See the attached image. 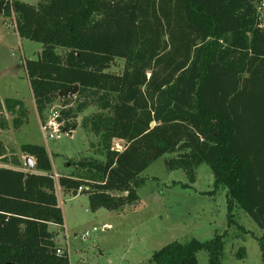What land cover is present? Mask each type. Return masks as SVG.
<instances>
[{
  "label": "trees",
  "instance_id": "trees-1",
  "mask_svg": "<svg viewBox=\"0 0 264 264\" xmlns=\"http://www.w3.org/2000/svg\"><path fill=\"white\" fill-rule=\"evenodd\" d=\"M0 17L41 44L37 59L24 62L40 122L58 99L56 121L66 131L95 107L81 127L98 138L104 158L69 162L76 171L55 180L45 147L20 146L34 161L28 172L0 142L9 165L0 167V264H70L49 231L64 225L56 182L65 194H86L92 213L117 211L138 201L139 175L173 153L166 168L190 183L198 166L209 167L213 190L201 195L225 190L228 223L234 208L254 221L264 263V10L253 0H0ZM115 60L123 61L119 74L107 72ZM72 86L74 108L72 97H59ZM3 111L14 129L27 121L18 100L0 102ZM8 127L1 114L0 130ZM114 140L124 148L113 149ZM200 251L207 264H222V236L173 241L149 263L198 264Z\"/></svg>",
  "mask_w": 264,
  "mask_h": 264
},
{
  "label": "rangeland",
  "instance_id": "rangeland-1",
  "mask_svg": "<svg viewBox=\"0 0 264 264\" xmlns=\"http://www.w3.org/2000/svg\"><path fill=\"white\" fill-rule=\"evenodd\" d=\"M12 1L35 6L41 0ZM253 1L258 11L263 12L264 0ZM40 51L41 44L17 36L12 18L0 17V102L18 100L27 110V121L19 129L12 127L14 116L5 111L1 113L9 127L0 130V142L7 156L19 158L25 171L28 169L20 146L45 147L57 180L76 171L69 162L84 158L104 161L98 149V138L81 127L82 119L98 110L88 107L77 115L75 130L58 127L53 139L44 138L40 124L54 123L52 119L62 109V104L60 99L56 100L45 111L44 121L38 120L24 62L37 59ZM122 69L123 61L115 60L107 72L119 74ZM75 100L73 96L69 105L72 108ZM53 130L55 126L50 124L47 132L53 133ZM124 145V141H112L113 149L122 150ZM176 155L165 154L144 170L139 175L144 184L136 191L138 201L117 211L99 209L92 213L86 194H65L56 182L64 225L62 228L50 226L49 231L54 234L56 246L68 250L70 264H150L152 253L168 243L192 239L206 242L214 236L223 238L222 264H264L256 241L262 231L254 221L244 211L234 208V223H228L225 190L220 188L211 196L201 195L213 190L209 167L206 164L198 166L195 180L190 183L184 171L166 168L165 161ZM0 167L9 165L0 161ZM196 258L198 264H207L205 252H198Z\"/></svg>",
  "mask_w": 264,
  "mask_h": 264
},
{
  "label": "water",
  "instance_id": "water-1",
  "mask_svg": "<svg viewBox=\"0 0 264 264\" xmlns=\"http://www.w3.org/2000/svg\"><path fill=\"white\" fill-rule=\"evenodd\" d=\"M77 93V86H72L66 90H64L63 92H61L59 94V97L62 99V100H65L67 98H70V97H73L75 94ZM150 127H153V123H150L149 125ZM75 127L76 126H73L72 128V131L75 130ZM71 131V132H72ZM24 165L25 167L28 169L29 172H32L33 171V168H34V162H33V159L31 157H26L24 159ZM28 176L26 175L25 176V179L27 178ZM62 231V230H61Z\"/></svg>",
  "mask_w": 264,
  "mask_h": 264
},
{
  "label": "built area",
  "instance_id": "built-area-1",
  "mask_svg": "<svg viewBox=\"0 0 264 264\" xmlns=\"http://www.w3.org/2000/svg\"><path fill=\"white\" fill-rule=\"evenodd\" d=\"M59 116V112H57L56 114H55V117L52 119L53 120V122L54 123H51V122H47L45 125L44 124H40V129H41V132L43 133V136H44V138L46 139H53V134H56V133H58V127H60V125H59V123H57V121H56V118ZM50 124H51V126H55V130H53V133H48L47 132V130H48V128H50ZM56 137H58V136H56ZM104 229H107V228H104ZM56 253L57 254H60L61 252H60V250L58 249L57 251H56Z\"/></svg>",
  "mask_w": 264,
  "mask_h": 264
},
{
  "label": "crops",
  "instance_id": "crops-1",
  "mask_svg": "<svg viewBox=\"0 0 264 264\" xmlns=\"http://www.w3.org/2000/svg\"><path fill=\"white\" fill-rule=\"evenodd\" d=\"M38 117V116H37ZM38 120H39V118H38ZM40 124V123H39ZM26 158V156H23V160ZM34 162V161H33ZM54 175H55V177H57L58 175L57 174H55V173H53ZM55 191L57 192V188L55 189ZM51 226V225H50ZM49 226V227H50ZM53 227H55V226H53ZM61 231V230H60ZM58 248H60V249H63V248H61V247H59V246H57ZM67 252H68V250H67ZM69 254V253H68Z\"/></svg>",
  "mask_w": 264,
  "mask_h": 264
}]
</instances>
